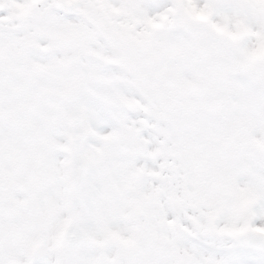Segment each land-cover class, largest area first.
Segmentation results:
<instances>
[{
  "label": "snow or ice",
  "instance_id": "1",
  "mask_svg": "<svg viewBox=\"0 0 264 264\" xmlns=\"http://www.w3.org/2000/svg\"><path fill=\"white\" fill-rule=\"evenodd\" d=\"M0 264H264V0H0Z\"/></svg>",
  "mask_w": 264,
  "mask_h": 264
}]
</instances>
